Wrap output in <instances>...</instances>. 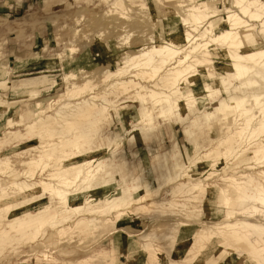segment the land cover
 <instances>
[{
  "label": "rangeland",
  "instance_id": "374dc122",
  "mask_svg": "<svg viewBox=\"0 0 264 264\" xmlns=\"http://www.w3.org/2000/svg\"><path fill=\"white\" fill-rule=\"evenodd\" d=\"M178 1L186 5L199 3L198 0H0V160L22 172L26 167L24 161L34 157L40 145L49 139L57 146L53 151L57 155L62 141L82 134L87 136L84 140L89 148L104 149L99 160L85 166L92 170L91 186L89 191L79 194L76 203L81 204L76 211L58 207L47 212L45 206H54L57 201L48 194L22 198L16 190L3 193L0 189V264H162L154 255L141 250V244L146 245L152 233L158 235L161 229H170L169 232L178 237L179 232L171 227L180 221L185 222L179 228L186 229V233L203 227L213 228L223 221H235L220 214L217 189L225 186L222 176L242 175L245 181L253 176L258 184L264 181V162L255 164L248 150L242 151L239 147L241 151H238L229 135L239 121L226 116L225 110V114L214 110L219 100L232 96L250 98L259 94L264 97L261 77L254 76L253 82H243L244 86L234 80L226 85L224 93L218 91L201 103L188 102L186 109H180L173 116L157 117L158 108L147 100L136 99L132 92L120 99L131 96L132 105L117 106L116 116L110 121L73 119L74 111L80 106L78 103L106 89L109 81H103L104 77L123 67L128 55L156 42L171 41L187 31L197 34V30L183 25L175 12L183 11L176 6ZM205 1L210 3L211 9L222 10L217 17L227 14V6L238 10L233 7L234 0ZM256 25L260 27L259 23ZM150 82L146 83L150 85ZM86 83L95 86L76 96L70 95L74 85ZM203 84L199 83L195 90L199 92ZM112 104L113 109L118 103ZM145 106L153 108L154 125L134 129L130 126L134 120L131 116L135 109ZM59 111H64L73 123L54 139L47 135L44 126L52 125ZM219 117L222 120L219 121ZM32 123L34 128L31 129L28 125ZM263 133L259 137L264 139ZM226 138L230 140L228 143L224 142ZM229 142L236 149L221 159L219 153ZM61 147L73 148L72 144ZM197 159H201L205 168L203 172L190 174V166ZM214 163L216 168L211 167ZM250 164L253 166L246 167ZM209 169V179L204 180L206 178L201 176ZM38 172L32 179L20 175L15 180L33 183L40 179ZM0 178L9 187V177L0 173ZM199 179L215 188L213 200L220 209L219 214L213 209L206 212L205 207L192 201L196 209L188 207L189 211L187 207L169 208L156 203L165 198L170 200L172 196L165 192L179 182ZM104 181L108 185L104 186ZM79 190L71 189L72 194ZM121 190H126V198L132 202L121 207L125 213L119 215L120 209L114 211L108 204ZM152 192L155 194L140 202L136 200ZM13 196L17 197L13 199ZM241 214L232 213L243 221L246 213ZM251 219L244 221L249 228ZM253 220L264 225L261 215ZM40 224L43 225L39 230ZM178 239L173 247L167 243L165 246L172 259L183 255L178 247L184 240ZM153 244L156 246L157 242ZM232 246L234 251L223 262L224 248L209 249L212 255L205 264H252L245 255V243L234 241Z\"/></svg>",
  "mask_w": 264,
  "mask_h": 264
},
{
  "label": "bare ground",
  "instance_id": "6f19581e",
  "mask_svg": "<svg viewBox=\"0 0 264 264\" xmlns=\"http://www.w3.org/2000/svg\"><path fill=\"white\" fill-rule=\"evenodd\" d=\"M198 1V4L187 5L182 1H178L176 6L181 7L183 11H175L180 16L183 25L191 27L194 31L197 30V34L187 31L181 36H175L171 41L156 42L149 47H143L138 53L125 57L123 67L121 66L114 72H108L104 77L103 81H109L106 89L78 103L80 106L74 111L73 119L92 118L96 123H101L104 120L110 121L113 116H116L117 106L121 105L125 108L132 105L130 104L131 96H127L122 101L120 100L124 95H129L132 92H134L136 99L147 100L152 106L158 108L157 117L164 118L168 115L173 116L180 109H186L188 102L197 100L201 103L204 98H212L213 94L218 91L224 93L226 85L231 84L234 80H238L241 84L243 82L252 83L254 76L264 79V0H234L233 7L238 10H232L227 6L225 11L227 14L223 13L219 17L217 16L220 15L221 9L213 10L209 2L205 0ZM225 2L227 1L225 0ZM205 22H207L206 26L204 25ZM256 23L260 24L259 28ZM127 76L128 78H126ZM156 77L158 78L153 81ZM149 81H151L150 85L146 83ZM201 82L204 84L198 92L195 90V86ZM94 86L87 83L74 85L70 95L76 96L84 92L85 89L92 90ZM111 95L114 100L110 97ZM97 100L101 102H97ZM113 102L118 104L114 105L116 108L112 109L110 105ZM6 109L5 107L2 111L5 112ZM214 110L219 114L225 110L226 116L231 115L237 122L239 121L237 126L231 128L229 132L234 144L238 148L240 147L242 151L248 150L256 161L255 164L264 162V139L259 137L264 132V97L259 94L252 95L250 98L245 95L232 96L219 100ZM132 117L134 119L133 123L129 124L134 129L138 128L137 126H151L156 118L153 108L150 106L138 107L134 110ZM221 118L219 117L218 120L220 121ZM72 123L73 121L65 115L64 111H59L52 125L44 126V128L48 132L47 135L55 139L57 135L63 134L66 129L71 128ZM129 124L126 123V125ZM28 127L32 129L34 124H29ZM84 139H87V136L82 134L62 141L61 146L72 144L73 148L67 150L60 146L57 155L53 152L57 146H54L55 143H51L49 139V142L40 145L34 157L24 161L26 167L22 172L15 169L7 161L0 160V173L2 176L9 177V187L0 178V189L3 193L16 190L19 195L22 194V198L25 195H31L30 198H39L44 194H48L57 201L54 206H45L47 212L58 207L64 208L65 211L72 208L75 210L81 204V202L76 203L79 194H84L91 186L92 170L85 166L99 160L104 152L102 148H89ZM228 141L226 138L224 142L228 143ZM235 145L233 146L235 147ZM240 148L238 151H241ZM235 149L231 147L229 142L227 147L224 145L222 152L221 149L219 150L221 153L218 151L221 156L216 154L217 152L215 154L223 159L233 154ZM239 156L241 155H236L237 158ZM204 165H202L201 159H197L190 166V174L203 172ZM251 165H246V167ZM215 166V163L214 165L211 164V167ZM37 171L40 173L38 181L28 183L26 180H15L18 177L20 178V175L32 179ZM209 171L210 169L201 176L206 178L204 180L209 179L211 174ZM244 177L242 175L238 177H221L225 182L223 183L225 186H221L219 190L217 189L219 207L222 208L221 213L219 207L214 205L213 194H216L215 188L210 186L209 183L202 182L203 179L181 181L171 190H166L165 194L171 195L172 198L170 200L165 198L161 202H156L159 206L163 205L169 208L182 206L183 208L187 207L186 209L189 211V208L196 209L194 203H199L202 207H205L206 212L213 209L215 213L223 214L227 219L234 218L235 221L232 223L223 221L217 223L216 227H203L190 233H186L184 228H179L185 225L184 221H180L171 227L174 232H179L178 237L176 234L169 232L170 229L168 231L161 229L158 235L151 232L152 235L149 236V240L147 239L146 245L141 244V250L147 254H152V256L154 255V259L162 264H205L207 258L212 255L209 254V249L215 247L218 251L220 248H224L222 250L224 254L221 257L223 262V259L225 260L229 254L231 256L234 251L232 242L240 241L246 244L247 254L245 255L251 259L252 264H264V225L253 220V217L257 215L264 218V181L258 184L254 181L253 176H250V179L246 181ZM103 185H108L107 181H104ZM208 187L211 188L208 189ZM73 188L80 190L72 194L71 189ZM119 192L116 197L110 200L108 207L114 211L120 209L119 215H121L125 213V210L121 207L132 201L130 202L126 198V190ZM155 192L158 194L157 191ZM154 194L152 192L143 196L140 195L136 200L140 202L145 199L144 197L147 198ZM14 197L17 196H13V199ZM17 200L20 199L17 198ZM190 201L194 203L191 204ZM232 213L239 215L246 213L245 220L252 218L250 226L253 231L244 223L245 220L242 221V219L234 217ZM82 220L84 219L82 218ZM42 225L38 226L39 230ZM178 238L184 240L183 244L181 243L182 245L178 247V250H183V255L180 259H172L169 257L165 246L167 243L173 247L179 241ZM154 241L157 242L156 246L153 244ZM225 244H228L229 247L227 248ZM244 253L239 254L242 256ZM164 260L165 262H163Z\"/></svg>",
  "mask_w": 264,
  "mask_h": 264
}]
</instances>
